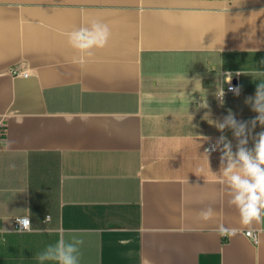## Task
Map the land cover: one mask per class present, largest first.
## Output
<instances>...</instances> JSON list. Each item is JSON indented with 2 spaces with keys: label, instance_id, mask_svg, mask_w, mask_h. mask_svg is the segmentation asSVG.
<instances>
[{
  "label": "crops",
  "instance_id": "obj_1",
  "mask_svg": "<svg viewBox=\"0 0 264 264\" xmlns=\"http://www.w3.org/2000/svg\"><path fill=\"white\" fill-rule=\"evenodd\" d=\"M93 21L108 41L81 54L67 33ZM260 82L264 0H0V264H39L61 237L79 264H264V223L246 236L204 154L212 121L257 115Z\"/></svg>",
  "mask_w": 264,
  "mask_h": 264
},
{
  "label": "clouds",
  "instance_id": "obj_2",
  "mask_svg": "<svg viewBox=\"0 0 264 264\" xmlns=\"http://www.w3.org/2000/svg\"><path fill=\"white\" fill-rule=\"evenodd\" d=\"M110 35L108 26L100 21H93L90 25L81 26L67 33L70 46L81 54H91L94 48H102L106 45ZM20 75L27 78L28 71L21 72ZM229 78L226 83L231 84V73H225ZM235 95L240 94V88L230 87ZM217 99L223 104L225 91L222 86L218 87L215 93ZM246 104L251 106V110L257 115L248 121H239L235 114L229 110L222 120L212 121L217 130L222 133L209 148L205 149V155L219 151L221 153L219 182L226 185L228 194L231 197L229 204L234 206L239 213L240 223L247 228L248 235L252 236V225L254 223H264V130L255 133L257 125L264 129V82L256 85L254 96L247 97ZM207 106V105H206ZM70 122V118H69ZM231 130L233 138L236 140L235 151L232 142L223 135L224 131ZM203 140H209L203 137ZM252 146L249 147V141ZM209 163V162H208ZM210 169V167H209ZM202 171V170H201ZM215 215L214 210L209 207L199 213L200 219L207 222ZM47 216L45 222L50 221ZM18 230H28L31 224L30 219L18 218ZM215 232L220 237H235L239 230L227 228L223 224L219 225ZM79 239L65 240L61 237L55 244L49 245L43 252L36 255L39 264L54 262V264H79Z\"/></svg>",
  "mask_w": 264,
  "mask_h": 264
},
{
  "label": "built area",
  "instance_id": "obj_3",
  "mask_svg": "<svg viewBox=\"0 0 264 264\" xmlns=\"http://www.w3.org/2000/svg\"><path fill=\"white\" fill-rule=\"evenodd\" d=\"M237 85H235L233 82H231V84H228V86H227V91L228 92H232V91H229V88L230 87H236ZM4 132H5V129H4V124L2 123V121H0V136H3V134H4ZM212 143H210L208 146H207V148H209L210 147V145H211ZM25 217H27V218H29L28 216H26V215H20V216H17V217H15V219H14V225H15V228H17L18 227V224H17V219L18 218H25ZM30 219V218H29ZM30 226H31V224H30ZM30 226H29V229H30ZM18 229V228H17ZM249 231V230H248ZM248 231H246V236L247 237H249V238H251L252 240H254L255 242L257 241V234L254 232V231H252V236H249L248 235Z\"/></svg>",
  "mask_w": 264,
  "mask_h": 264
}]
</instances>
